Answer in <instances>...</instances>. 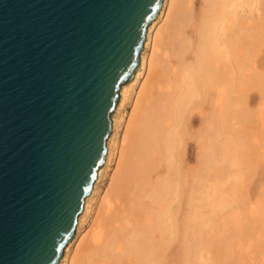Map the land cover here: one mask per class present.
<instances>
[{
	"label": "bare ground",
	"instance_id": "6f19581e",
	"mask_svg": "<svg viewBox=\"0 0 264 264\" xmlns=\"http://www.w3.org/2000/svg\"><path fill=\"white\" fill-rule=\"evenodd\" d=\"M196 2L162 0L157 18L148 26L139 69L119 90L104 164L58 264H195L208 254L220 255L223 264H264V215L259 229L248 228L249 223L245 227L244 220L242 224L246 217L232 179L242 172L237 161H243L248 198L251 179L264 165V145L255 141L260 118L259 132L264 134V91L249 94L250 84L247 89V81L257 85L264 0H201L199 12ZM140 83L120 140L117 173L111 176L89 239L81 248L80 240L69 259L113 155L118 112ZM255 99L261 107L253 128L248 106ZM249 123L244 133L253 128L256 138L249 143L245 135L236 145L238 128ZM262 181L259 176L252 182L258 198L263 196ZM226 184L229 190L222 187ZM250 208L253 215L256 207ZM212 214L222 220L223 233L203 242L200 222L204 215L209 222ZM218 228L214 225L209 232ZM252 236L257 238L255 255L249 251Z\"/></svg>",
	"mask_w": 264,
	"mask_h": 264
},
{
	"label": "water",
	"instance_id": "95a60500",
	"mask_svg": "<svg viewBox=\"0 0 264 264\" xmlns=\"http://www.w3.org/2000/svg\"><path fill=\"white\" fill-rule=\"evenodd\" d=\"M162 0H0V264H58Z\"/></svg>",
	"mask_w": 264,
	"mask_h": 264
},
{
	"label": "rangeland",
	"instance_id": "374dc122",
	"mask_svg": "<svg viewBox=\"0 0 264 264\" xmlns=\"http://www.w3.org/2000/svg\"><path fill=\"white\" fill-rule=\"evenodd\" d=\"M201 5V0H197V2H196V5H195V9H196V11L197 12H199V6ZM163 25L164 23H163V21H161V23H160V25ZM161 25V26H162ZM264 31V30H263ZM263 34H264V32H263ZM262 33H261V35L262 36H264ZM262 36L260 37V40H259V46H258V50H257V59H258V62L256 63V65H257V72H259L258 73V78H257V87L255 86V85H253V83L251 84V82H249V81H247V89L249 88V90H248V93L249 94H255V95H258L259 94V90L260 91H264V75H262L263 73H264V41L262 40L263 38H262ZM261 43V44H260ZM149 51H147V53H148ZM154 76V75H153ZM260 76V77H259ZM261 76H262V78H261ZM262 80H261V79ZM143 80L144 79H141V83L143 82ZM263 81V82H262ZM141 83L138 85V86H136L133 90H132V92H131V94H130V98L129 99H127V101L122 105V107L120 108V110H119V112H118V114H119V122H118V127H117V132H116V136H115V145H114V152H113V155L111 156V160H110V162H109V164H108V166H107V168L105 169V171L103 172V175H102V177H101V179H100V181L98 182V185H97V194L93 197V199L91 200V202H90V205H91V211L89 212V213H87V215L84 217V219H83V222H82V226H81V229H80V232H79V239L77 238V240L75 241L76 243L75 244H73L74 246H72L71 247V249H70V253H69V259H70V256L72 257L74 254L73 253H75V251H74V249L76 248V245L78 244V242L81 240V242H80V248L81 247H84L83 245H85L84 244V242L83 241H86V240H88L89 238H87L88 236V233L91 231V228H92V225H93V223H94V221H97V212H98V210H99V206H100V203H101V200H102V198H103V196H104V193L106 192V190L107 189H109L110 188V184H111V179H112V177L111 176H113L114 174H116L117 173V169H115L116 168V166H117V161H118V156H119V152H120V146H121V139H122V136H123V134L125 133V129H126V126H127V124H128V120H129V117H130V114H131V111L133 110V101L132 100H134V98H135V94H137V92H135V91H139V89H140V87H141ZM250 84V85H249ZM248 85H249V87H248ZM254 86V88H252ZM259 86H261V87H259ZM259 87V88H258ZM139 88V89H138ZM250 91V92H249ZM264 93V92H263ZM264 101V100H263ZM260 102H259V100L258 99H255L254 101H252V103L248 106V109L250 110V111H252L251 113H252V119L250 120V121H252V120H254V119H256V120H258L259 118L258 117H260L259 116V111H257V110H260V107H259V109L257 108L258 107V104H259ZM118 104V103H117ZM116 107H117V105H116ZM254 108V109H253ZM256 109V110H255ZM114 112L115 111H113L112 112V114H111V117H112V115H114ZM256 114V115H255ZM257 116V117H256ZM254 118V119H253ZM261 119V118H260ZM259 119V122H257V121H255V122H257V123H255L254 121H252V122H250L251 123V126L254 128L255 126V129H256V132L255 131H253V130H255V129H253L252 128V131H253V133H250V132H252L251 131V128H250V132L248 133V134H245L246 132H248V130H249V127H251L250 126V123H249V125L248 124H245L243 127H244V129H243V127L242 128H238V139H239V144H237L236 143V145H241V143H242V140H240L242 137H245V135H247V142L249 141V143H251L250 142V140H254L253 138H256V133L258 134H260V132L259 131H262V125H261V123L260 122H262L261 120ZM249 122V121H248ZM247 122V123H248ZM253 122L255 123V126H254V124H253ZM258 123H260V125L258 124ZM253 124V125H252ZM257 124V125H256ZM259 125V126H258ZM246 126H247V128H246ZM261 126V127H260ZM199 126L198 125H196L193 129L195 130V129H197ZM257 128H260L261 130H259V129H257ZM245 129H247V131L245 130ZM239 130H242V131H240L239 132ZM246 131V132H245ZM242 132V133H241ZM245 132V133H244ZM254 132H255V134H254ZM254 134V135H253ZM257 135V140L255 139V141L257 142V144L258 145H264V141H262L263 140V136H264V134H260V135ZM253 137H252V136ZM263 135V136H262ZM249 136H251L250 138H248ZM259 136V137H258ZM261 136H262V138H261ZM245 140V141H246ZM262 142V144H261V142ZM239 147V146H238ZM119 148V149H118ZM118 151V152H117ZM190 152L192 153V147H189L188 148V154H190ZM257 159V158H256ZM255 159V160H256ZM254 160V161H255ZM235 161H237V160H235ZM235 161H234V164H236L235 163ZM253 161V162H254ZM237 163L239 164H237L238 166H237V168H239L240 170H242V172H239L240 174H237V175H234L233 176V180H234V178H235V180L233 181L232 179H231V182L233 181L234 183H233V185H235V186H237L238 187V189H237V194H239L238 195V198H239V200H240V206L243 208V211L241 210V214H242V218H244V217H246L245 219H242V221L244 220V221H246L247 223L245 224L244 223V221H243V223L242 224H245L244 226L245 227H247L249 224V227L248 228H250V226H253L254 227V229H259L260 227H261V225L260 224H262V222H263V215H264V199H262V198H264V191H263V196L260 198H258V196H257V194H255L254 192H253V190L251 189V187H252V182L253 183H256L255 182V179L257 178V177H259V176H261L262 178H263V181L261 182V184H260V186L263 188V190H264V165L263 166H259L258 167V170L256 169V173H255V175H253V177H252V179H251V185L249 184V189H250V193H249V195H248V198L246 197V188H245V185H246V182L244 181L245 180V178H247V176L243 173V171L245 170V166H244V163H243V161H237ZM263 163V162H262ZM191 165V164H190ZM253 165V164H252ZM232 166V165H231ZM232 168H233V166H232ZM254 170V169H253ZM251 171L252 173L254 172V171ZM240 183V184H239ZM230 184V183H229ZM229 184H226L225 186H227L226 188H225V186H222L225 190L226 189H228V186H230ZM242 184V185H241ZM231 185H232V183H231ZM258 187L259 189H262L261 187ZM229 190V189H228ZM227 190V191H228ZM239 192V193H238ZM246 197V198H245ZM226 198L228 199L229 198V196H226ZM257 199V200H256ZM243 200V201H242ZM246 200V201H245ZM260 200L262 201V202H260ZM248 202V203H247ZM258 202H260V203H258ZM261 204V205H260ZM260 205V206H259ZM244 206H245V208L247 207V209H245L244 208ZM250 206L252 207H256L255 208V212L253 211V215H255V219H253L254 218V216L252 215V214H250L249 213V211H250ZM249 208V209H248ZM225 210H227V207L225 208ZM224 210V211H225ZM248 210V211H247ZM223 211V212H224ZM245 213V214H244ZM249 214V215H248ZM247 215L249 216V218H247ZM250 215H252V216H250ZM260 216V218H258L259 216ZM96 218V219H95ZM204 218H205V215H204V217H203V221L202 222H200V226H199V228L202 230V240H203V242L204 241H207L208 239H210L213 235H215L217 238L219 237V236H221L222 235V233H223V228H222V226H219V225H221L222 224V220H219V219H216V216H213V214L211 215V220L209 221V222H205V220H204ZM247 219H249V220H247ZM255 220H256V222H255ZM261 222V223H260ZM249 223V224H248ZM255 225H254V224ZM248 224V225H247ZM214 225H216V226H218L219 228H218V230L217 231H212V233L211 232H209L210 231V228L212 227V226H214ZM251 235H253L252 233H251ZM255 236V235H254ZM254 236H252V238L250 239V240H253V242H252V245H251V247H250V254L251 255H255V251H256V248H257V244L255 243V244H253L254 242H257L256 240H257V238L256 237H254ZM215 237V238H216ZM216 238V239H217ZM254 238H256V239H254ZM255 240V241H254ZM254 245H255V247H254ZM253 247H254V250H253ZM81 252H79L78 254H80ZM252 253H254V254H252ZM71 254V255H70ZM182 257H181V262H182ZM209 259V260H208ZM213 259V260H212ZM219 264V263H221V264H223V261H222V258H221V256L220 255H218V254H215L214 256L213 255H211V254H208V255H205L204 257H203V259H201L199 262H197V263H195V264ZM194 264V263H193ZM226 264V263H225Z\"/></svg>",
	"mask_w": 264,
	"mask_h": 264
}]
</instances>
